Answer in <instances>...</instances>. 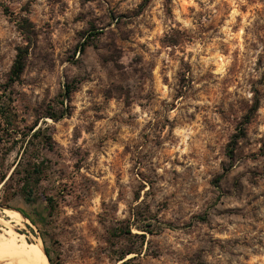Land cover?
Wrapping results in <instances>:
<instances>
[{"label":"rangeland","instance_id":"374dc122","mask_svg":"<svg viewBox=\"0 0 264 264\" xmlns=\"http://www.w3.org/2000/svg\"><path fill=\"white\" fill-rule=\"evenodd\" d=\"M143 1L0 0V182L45 163L0 212L52 264H264V0Z\"/></svg>","mask_w":264,"mask_h":264},{"label":"trees","instance_id":"16d2710c","mask_svg":"<svg viewBox=\"0 0 264 264\" xmlns=\"http://www.w3.org/2000/svg\"><path fill=\"white\" fill-rule=\"evenodd\" d=\"M150 3V0H144L143 4L141 5V9L147 7ZM95 36V35H92ZM173 45H177V43L173 44ZM87 48V44L81 45V50L80 52H84ZM28 50L24 49V48H20L18 50V54L16 57V60L12 66V70L10 73V77H9V81L4 89V95L6 96V94L8 93V90L13 87L16 83L21 81V78L26 70V62H27V57H28ZM77 85H71V84H67L64 86L63 92L61 93V99H60V105L64 107V105L66 104V102H71L72 100V96L73 94L77 91ZM4 95H1L0 97V116L3 120L9 122L10 120V112L6 111L7 110V102L6 100H4ZM71 113L68 110L62 111V112H58L55 109H50V111L48 113H46V115H41L40 117L37 118V121L35 123V126L31 129V131H35L33 133V137H38L41 135L42 133V128H38L39 126V120H42L44 118H51L53 120H60L63 119L67 116H70ZM7 127L5 129H1L0 128V142H1V136L4 137L3 133H8L11 129H9L8 127L13 126L11 123H8V125H6ZM240 138H242L244 136V132L240 133ZM48 140V139H46ZM52 140V139H51ZM233 154V151L230 152V156ZM232 159V157H230ZM19 166L20 163L17 164V168L14 170L13 174L8 178V180L6 181V178L2 179V181L0 182V185L3 184V188L4 189H9L8 186H12L16 184L15 179H16V175L20 174V170H19ZM22 172V171H21ZM45 172V163L44 161L41 162V164L39 165H35L33 168L28 169L27 171H25V175L23 176V178L17 182L16 186L19 187L20 190V194L23 196L24 200L31 204L33 202H35V197H34V192H35V188L36 186H38L40 183V181L35 182L33 179V176H42ZM224 175H221L219 177V181L223 178ZM47 203H48V209L52 210V199L51 198H47L46 199ZM22 215H24L25 217H27L25 215V213L23 211H19ZM134 216V223L133 226L136 227L139 231L143 232L144 234H153L151 231V226L150 225H145V226H141L139 225L138 221H137V216L136 214L133 215ZM28 218V217H27ZM130 236H132L131 230H129V232L127 233ZM145 236V235H142ZM145 238V237H143ZM49 258H50V253L47 249H45ZM131 254H136V251L130 250L128 252L125 253V255L122 256L121 261H125L126 260V256L127 255H131ZM127 262V261H125Z\"/></svg>","mask_w":264,"mask_h":264},{"label":"bare ground","instance_id":"6f19581e","mask_svg":"<svg viewBox=\"0 0 264 264\" xmlns=\"http://www.w3.org/2000/svg\"><path fill=\"white\" fill-rule=\"evenodd\" d=\"M23 221L19 211L0 212V264H52L41 240L31 241L17 230Z\"/></svg>","mask_w":264,"mask_h":264},{"label":"water","instance_id":"95a60500","mask_svg":"<svg viewBox=\"0 0 264 264\" xmlns=\"http://www.w3.org/2000/svg\"><path fill=\"white\" fill-rule=\"evenodd\" d=\"M21 214V213H20ZM22 215V214H21ZM23 216V215H22ZM45 250V249H44ZM45 253H46V255H47V257H48V259H49V261L51 262V260H50V258H49V256H48V254H47V252H46V250H45Z\"/></svg>","mask_w":264,"mask_h":264}]
</instances>
